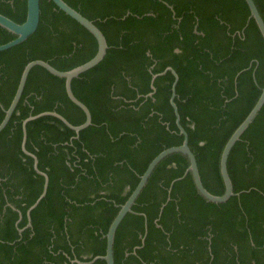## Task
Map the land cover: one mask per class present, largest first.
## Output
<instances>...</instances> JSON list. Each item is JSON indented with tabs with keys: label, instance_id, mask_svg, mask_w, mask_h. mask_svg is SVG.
<instances>
[{
	"label": "trees",
	"instance_id": "obj_1",
	"mask_svg": "<svg viewBox=\"0 0 264 264\" xmlns=\"http://www.w3.org/2000/svg\"><path fill=\"white\" fill-rule=\"evenodd\" d=\"M65 1L108 44L104 58L71 84L92 123L78 136L53 115L26 124L25 148L48 176L31 208L45 176L22 149L23 120L56 111L79 125L85 113L64 78L30 70L0 131V264H106L90 261L105 254L120 205L149 162L183 141L167 67L178 75L174 101L202 182L217 195L224 192L222 149L264 86V39L245 0ZM254 1L264 20V0ZM40 9L37 30L0 51V122L29 61L69 70L97 51L95 37L52 0H40ZM0 13L22 23L26 0H0ZM15 37L0 26V44ZM187 166L182 153L156 166L116 230L114 264H264V104L228 157L239 195L207 201Z\"/></svg>",
	"mask_w": 264,
	"mask_h": 264
},
{
	"label": "water",
	"instance_id": "obj_2",
	"mask_svg": "<svg viewBox=\"0 0 264 264\" xmlns=\"http://www.w3.org/2000/svg\"><path fill=\"white\" fill-rule=\"evenodd\" d=\"M52 1L55 3V5L60 10H62L65 14L69 15L70 17L75 19L77 22H79L95 37L97 41V51L92 58H90L86 62L80 65H77L69 70H59L53 65H51L48 61H45L42 59H35V60L29 61L21 72L18 86H17L16 92L13 96L12 101L9 107L5 109V116L0 122V131L6 126L13 111L15 110L17 106V103L22 95V92H23V89H24V86H25L30 70L34 66H41L45 68L47 71H49L50 73H52L53 75H56L58 77L65 79V90H66L68 97L74 104L79 106L85 113V120L83 123L79 125H73L65 117H63L56 111H43L36 115H30L29 117L23 120L22 122V127H23L22 149L25 153L30 154L34 157L35 168L37 169L39 173L45 176L44 190L41 196L37 199V201L35 202V204H33L31 208H33L39 202L40 198L45 195L47 183H48V177L44 172L38 169L37 167L38 161H37L36 156L31 154L25 148L26 124L30 120L35 119L37 117L44 116V115H53L61 119L63 123H65V125L73 129L77 134L76 136H78L80 130L84 129L85 127H87L88 125L92 123V117H91L89 108L81 100H79L73 93L72 85H71L72 80L74 78L79 77L82 73L86 72L87 70L97 65L104 58L106 51L108 49V44H107L105 35L101 31V29L94 23L93 20H90L89 18L85 17L77 9L69 5L65 0H52ZM245 1L250 10L249 19L250 18L254 19L264 39V20L262 18V15L260 14L258 7L254 0H245ZM40 14H41L40 0H26V17L22 23H18L14 21L13 19L9 18L8 16L0 13V26L5 28L6 30H8L9 32H11L12 34L16 36L10 41L0 44V51L9 49L15 45L22 43L26 39H28V37H30L37 30V27L40 21ZM165 70H170L175 77V80L172 85V96L170 98V102L174 108L175 115H176V123L178 125L180 134L183 135V141L179 145H175V146H171V147L163 149L149 162L145 171L140 175L138 184L133 189L131 194L128 196L126 201L120 205V208L117 214L115 215V217L113 218V220L111 221L108 227L107 233L105 234V237H106L105 254L95 256L90 262H93L94 260L101 258L105 260L106 264H114L113 247H114V239H115L116 230L119 224L121 223V221L123 220V218L125 217V215L128 212H132V205L135 203L136 198L139 196V194L145 187L149 177L151 176L156 166L169 154L182 153L187 157L188 166H187L186 172L191 173L194 185L198 193L207 201L214 202V203H222V202L227 201L231 196L239 195L240 193V192H235L233 189L232 180L230 178V175L227 169V161H228V157H229L232 147L238 140H240L242 134L245 132V130L248 128L251 122L254 120V118L259 113L260 109L262 108L264 104V86L262 87L261 94L259 98L257 99L256 103L254 104L252 109L249 111V113L246 115V117L243 119V121L232 132V134L230 135V137L228 138V140L226 141L222 149V152L220 155V174L222 176V180L224 184V192L221 195H217V194L210 192L204 186L202 179H201L200 172H199V167H198L195 153L192 151L188 143L187 132L180 124L178 110L174 102L175 86L178 81V75L176 71L171 67H167ZM156 76L157 74H154L152 77L151 88L153 90H155V86L153 85V80L155 79ZM148 95H152V92L149 93ZM77 262L81 263L78 260Z\"/></svg>",
	"mask_w": 264,
	"mask_h": 264
},
{
	"label": "crops",
	"instance_id": "obj_3",
	"mask_svg": "<svg viewBox=\"0 0 264 264\" xmlns=\"http://www.w3.org/2000/svg\"><path fill=\"white\" fill-rule=\"evenodd\" d=\"M174 80H175V77H174ZM174 82V81H173ZM172 85H173V83H172ZM175 88H176V86H175ZM171 92H172V86H171ZM175 95H176V91H175ZM171 96H172V93H171ZM175 102V101H174ZM171 103V102H170ZM173 107V106H172ZM177 107V106H176ZM174 109V108H173ZM46 174V173H45ZM48 177V176H47ZM48 184V183H47ZM46 193V192H45ZM31 209V208H30ZM30 224V223H29ZM208 242L210 243V239H211V236H209L208 238ZM209 247V246H208ZM133 253H134V251H133ZM129 254V252H127L126 253V255H128ZM78 259H76L75 261H77ZM79 261V260H78ZM81 262V261H80ZM79 263V262H78ZM82 263V262H81Z\"/></svg>",
	"mask_w": 264,
	"mask_h": 264
},
{
	"label": "flooded vegetation",
	"instance_id": "obj_4",
	"mask_svg": "<svg viewBox=\"0 0 264 264\" xmlns=\"http://www.w3.org/2000/svg\"><path fill=\"white\" fill-rule=\"evenodd\" d=\"M175 51L177 52V51H178V49H176ZM165 71H167V70H165ZM165 71H164V72H165ZM164 72H163V73H164ZM172 74H173V73H172ZM147 96H151V95H147Z\"/></svg>",
	"mask_w": 264,
	"mask_h": 264
}]
</instances>
